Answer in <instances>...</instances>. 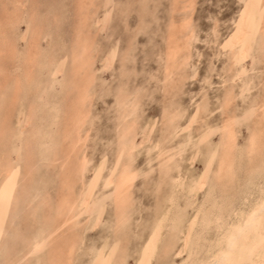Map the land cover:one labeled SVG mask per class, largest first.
<instances>
[{
    "label": "rangeland",
    "instance_id": "rangeland-1",
    "mask_svg": "<svg viewBox=\"0 0 264 264\" xmlns=\"http://www.w3.org/2000/svg\"><path fill=\"white\" fill-rule=\"evenodd\" d=\"M249 2L0 0V126L18 84L0 127V264H142L163 219L149 264H215L222 227L264 195V25L229 45ZM84 47L91 76L75 69ZM99 171L64 222L62 199L79 205Z\"/></svg>",
    "mask_w": 264,
    "mask_h": 264
},
{
    "label": "bare ground",
    "instance_id": "bare-ground-1",
    "mask_svg": "<svg viewBox=\"0 0 264 264\" xmlns=\"http://www.w3.org/2000/svg\"><path fill=\"white\" fill-rule=\"evenodd\" d=\"M259 0H250L249 4L247 5V8L245 10V12L243 13L242 15V18L240 19V26H239V30H238V33L236 34V36H233L234 38H232L231 42L229 45H233L237 42H242L245 40V38L249 35H251L253 32H256V28L258 27V25H264V11H261L260 13V16L256 14V9L258 8V2ZM82 2V1H81ZM84 4V3H83ZM264 6V5H262ZM264 9V8H263ZM259 17V19H258ZM259 21H258V20ZM81 21V20H80ZM2 23V22H1ZM258 23V24H257ZM39 30V29H38ZM255 30V31H254ZM175 42V41H174ZM173 42V43H174ZM177 44L179 45V43L175 42L174 45H172V49L170 51V53L168 52V61L169 63H172L174 62L173 60H175V57L177 55ZM88 45V44H87ZM85 45V46H87ZM180 46V45H179ZM182 46V45H181ZM235 46V45H234ZM185 47V46H184ZM0 49V54L3 55V51ZM9 50V49H8ZM87 47H84L83 50H82V54H80L78 57L81 58V65L76 69V72L79 73V71H82V70H85L84 73L88 75H90V71H91V61H90V58L87 59L86 57V52H87ZM235 52V51H234ZM5 53V52H4ZM11 53V52H10ZM180 53V52H179ZM2 55H0V57H2ZM11 56V55H10ZM9 56V57H10ZM86 56V57H85ZM12 57V56H11ZM77 58V57H75ZM71 64V63H70ZM37 66V65H36ZM75 72V73H76ZM6 73V72H5ZM74 73V74H75ZM76 75V74H75ZM83 75V74H82ZM91 76V75H90ZM81 78V77H80ZM22 79V78H21ZM82 79V78H81ZM86 80V79H84ZM91 80H92V77H91ZM80 81V80H79ZM83 81V80H82ZM89 84V80H87ZM30 82V81H29ZM13 83V82H11ZM31 83V82H30ZM14 84V83H13ZM86 84V83H85ZM15 85V84H14ZM13 85V86H14ZM30 85V84H29ZM68 85V84H67ZM11 86V87H13ZM17 87L18 88V84L16 83V86L13 87L12 89V94H11V97L9 99V103L2 109L3 113H2V121H1V126H2V129L4 131V134H5V130L7 129V126H6V122H8L9 120V113H10V110L13 106L14 101L16 99V95H17V91L18 89L15 88ZM75 87V86H73ZM86 87V86H85ZM5 88V87H4ZM7 88V87H6ZM82 88V87H81ZM11 90V89H10ZM30 90V89H29ZM10 94V93H9ZM86 95V94H84ZM84 95H79L80 99H78V101H82L84 102ZM66 96V95H65ZM87 98V97H86ZM78 102V103H79ZM80 102V103H82ZM70 103V102H69ZM77 103V102H76ZM79 103V105H80ZM85 103V102H84ZM77 105V104H75ZM82 105V104H81ZM72 106V105H71ZM74 107V110H75V106ZM72 107V109H73ZM78 107V106H77ZM80 108L82 106H79ZM78 107V108H79ZM71 109V108H70ZM82 109V108H81ZM64 110V109H63ZM77 110V109H76ZM74 112V111H73ZM77 112V111H76ZM75 112V113H76ZM74 113V114H75ZM73 114V115H74ZM30 115V114H29ZM77 115V114H76ZM84 115L82 112H78V115L76 116V121L79 123V125L77 126H80L81 125V122L80 121H84ZM26 120V119H25ZM73 120V118H72ZM74 120H75V117H74ZM74 122V121H73ZM76 122V123H77ZM125 122V121H124ZM72 123V122H71ZM69 124V123H68ZM73 124V123H72ZM25 125V124H24ZM0 126V127H1ZM6 127V128H5ZM72 128V127H71ZM1 129V128H0ZM8 130V129H7ZM74 130H76V127L74 126ZM259 130V129H258ZM3 131L1 133H3ZM80 129L79 127L77 128V130L75 132H77V142L79 144V142H81V139H80V135H79V132ZM125 132V131H124ZM129 132V131H128ZM72 133V131H71ZM73 135V134H72ZM128 135V134H126ZM2 136V135H1ZM0 136V137H1ZM82 136V135H81ZM124 136V135H123ZM32 137V136H31ZM261 136H259V138L256 136V138L258 139H261L260 138ZM227 143H231V135L230 134H227ZM255 139V137H254ZM256 140V141H255ZM253 142H251V146H255L257 143V139H255ZM83 141V140H82ZM261 141V140H260ZM256 144H255V143ZM254 143V144H252ZM79 146V145H78ZM260 146V145H259ZM227 147V146H226ZM230 147H227L226 151L224 152V158L222 160V167L225 166V168H229L228 165L230 163V150H229ZM255 148V147H253ZM259 149V148H258ZM254 151V150H253ZM258 156V155H257ZM232 164V163H231ZM230 164V165H231ZM221 167V166H220ZM232 167V166H231ZM230 167V169H231ZM224 168V169H225ZM220 169V168H219ZM77 170V169H76ZM229 170V169H228ZM102 171V170H101ZM221 171V170H220ZM224 171V170H223ZM231 171V170H229ZM73 172V171H72ZM225 173V172H223ZM73 174V173H72ZM78 174V172H77ZM130 174V173H129ZM226 174V173H225ZM7 175V174H6ZM99 175H100V171L98 174H96L95 178H93V180L91 181V183L89 184V186H87L88 188L86 189V192L84 194H82V197L80 199V202L78 203L79 205H76L75 203L74 204H70L69 199H62L63 200V204H62V207L66 208V211H65V216H66V219L64 222L68 221L69 218L72 217V215L75 213L76 211V208L77 206H86L89 199H90V196L98 182V179H99ZM220 175V174H219ZM1 176V175H0ZM74 176V175H73ZM128 173H123L118 179H117V182H116V185H115V190H116V197H115V204H116V207H117V210L119 211V213H123L125 208H126V201H127V195H126V190H127V181H128ZM223 176V175H222ZM207 177V176H205ZM7 178V177H6ZM220 178V176H219ZM206 179V178H205ZM7 180V179H6ZM108 185H111L112 183V180L110 179L109 181H107ZM206 182V181H205ZM204 184V183H203ZM203 184L200 186L202 187ZM1 186V185H0ZM195 186V185H194ZM2 190L4 189V186H2ZM199 187V185H198ZM70 190V189H68ZM69 193L67 192V195ZM70 196V195H69ZM174 196V195H173ZM64 197V196H63ZM68 198V197H67ZM71 198V197H70ZM262 199L260 200L259 203H256L257 205H253L252 208H250V214L247 215V216H242L238 221L236 222H233L232 224H227L225 225L226 227H222L225 228L224 232L222 233V236L221 238H219V242H218V245H219V250L215 253V254H212V262L215 263V264H264V195L263 197H261ZM76 199V198H75ZM74 199V200H75ZM74 202V201H73ZM64 205V206H63ZM61 207V208H62ZM82 209V208H80ZM78 211V210H77ZM202 215V214H201ZM235 215V214H234ZM61 216V214H60ZM64 216V218H65ZM209 217V216H208ZM208 221L210 219L207 218ZM204 220V219H203ZM215 220H217L215 218ZM211 221V219H210ZM205 222L207 223V221L205 220ZM209 223V222H208ZM212 223V222H211ZM215 223V221H214ZM210 224V223H209ZM165 225V219L161 220L160 223L158 224L155 232H154V235L151 239V242L149 244V247H147L148 249H146V254H145V258L143 260V263L142 264H149L150 262V259L152 258L153 256V253H154V249H155V246L158 242V239H159V236H160V232L163 228V226ZM57 226V225H56ZM60 226L58 225L57 226V229L59 228ZM220 227V226H219ZM191 229H189V233H190ZM193 231V230H192ZM55 232V231H54ZM195 236V235H194ZM196 238V237H195ZM194 239V238H193ZM199 238H197V240L195 241L194 243V246L196 247L198 244H197V241ZM215 241V240H214ZM202 242V241H201ZM212 245V244H211ZM211 248V247H210ZM72 252V251H71ZM71 252L69 254H71ZM191 252V251H190ZM104 263V262H103ZM199 264H204V262H199Z\"/></svg>",
    "mask_w": 264,
    "mask_h": 264
}]
</instances>
